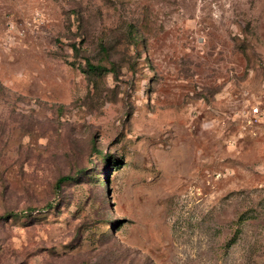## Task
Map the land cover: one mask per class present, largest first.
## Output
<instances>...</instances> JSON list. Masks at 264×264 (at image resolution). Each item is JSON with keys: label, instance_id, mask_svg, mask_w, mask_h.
Returning a JSON list of instances; mask_svg holds the SVG:
<instances>
[{"label": "rangeland", "instance_id": "obj_1", "mask_svg": "<svg viewBox=\"0 0 264 264\" xmlns=\"http://www.w3.org/2000/svg\"><path fill=\"white\" fill-rule=\"evenodd\" d=\"M0 264H264V0H0Z\"/></svg>", "mask_w": 264, "mask_h": 264}, {"label": "trees", "instance_id": "obj_2", "mask_svg": "<svg viewBox=\"0 0 264 264\" xmlns=\"http://www.w3.org/2000/svg\"><path fill=\"white\" fill-rule=\"evenodd\" d=\"M88 69L90 71H95V70H98L99 67H95V66H92V65H88ZM68 180H71V178L69 176H63L61 178L58 179L57 183H56V188H59L60 185L63 183V182H66Z\"/></svg>", "mask_w": 264, "mask_h": 264}, {"label": "built area", "instance_id": "obj_3", "mask_svg": "<svg viewBox=\"0 0 264 264\" xmlns=\"http://www.w3.org/2000/svg\"><path fill=\"white\" fill-rule=\"evenodd\" d=\"M254 112L258 113V110H257V109H255V110H254Z\"/></svg>", "mask_w": 264, "mask_h": 264}]
</instances>
